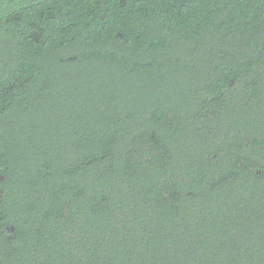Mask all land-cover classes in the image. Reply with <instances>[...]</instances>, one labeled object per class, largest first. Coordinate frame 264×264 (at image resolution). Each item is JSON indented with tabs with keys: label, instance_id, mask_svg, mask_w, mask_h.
I'll return each instance as SVG.
<instances>
[{
	"label": "trees",
	"instance_id": "obj_1",
	"mask_svg": "<svg viewBox=\"0 0 264 264\" xmlns=\"http://www.w3.org/2000/svg\"><path fill=\"white\" fill-rule=\"evenodd\" d=\"M0 264H264V0H0Z\"/></svg>",
	"mask_w": 264,
	"mask_h": 264
}]
</instances>
